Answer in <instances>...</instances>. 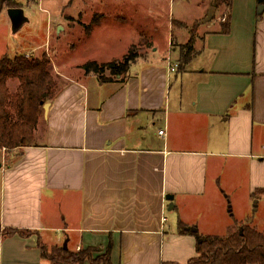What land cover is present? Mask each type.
I'll use <instances>...</instances> for the list:
<instances>
[{
  "label": "crops",
  "instance_id": "1",
  "mask_svg": "<svg viewBox=\"0 0 264 264\" xmlns=\"http://www.w3.org/2000/svg\"><path fill=\"white\" fill-rule=\"evenodd\" d=\"M49 3L40 1L44 10ZM259 5L233 0L228 33L225 19L217 28L202 24L193 36L192 61L181 63L179 72L169 68L177 51L173 39L167 56L154 49L139 57L124 81H104L82 64L71 69L83 75L68 72L56 61L60 89L39 122L35 144L0 148V226L32 231L0 234V264H54L41 246L64 245L65 236L71 251L111 243L113 264H188L199 255L198 238L181 232L180 223L189 225L186 216L168 211L182 204L198 209L221 193L233 199L264 194ZM95 13L88 37L105 27L106 15ZM63 17L49 24L50 39ZM131 46L122 55L103 50L84 62L123 58ZM188 89L192 95H185ZM168 195L175 197L173 209Z\"/></svg>",
  "mask_w": 264,
  "mask_h": 264
},
{
  "label": "rangeland",
  "instance_id": "2",
  "mask_svg": "<svg viewBox=\"0 0 264 264\" xmlns=\"http://www.w3.org/2000/svg\"><path fill=\"white\" fill-rule=\"evenodd\" d=\"M18 1L23 4V17L26 14V19L28 17L30 21L27 20L21 27L22 17L16 24L9 10L0 12V59L5 54L27 55L28 52L30 55L27 57L34 58L45 54L52 60L54 75H56V61L59 65H63L66 71H77L78 74L83 75V70L71 69V67L85 64L84 60L94 55H101L103 50L116 51L117 54L122 55L131 44L137 45L138 48L141 45L142 56L151 53L154 49L158 50L156 54L167 56L170 50L169 41L172 39V45L177 51H173L172 56L167 58L169 65L176 66L179 72L182 63V46L180 48L179 42L191 39L213 8L212 5L209 6L212 0H101L102 2L51 0L44 10L45 5H40L41 0H31L29 7L27 0ZM89 1L94 3L92 7H86ZM21 4H18L20 8ZM62 12L64 15L62 28L57 30V26L54 25L50 39L47 34L49 24L53 20L57 21ZM98 12L106 15L105 27L93 37H88L85 35L83 25L91 24L93 13ZM229 12L228 7L222 6L211 21V25L219 27L220 21L228 18ZM33 50L36 51L32 52ZM197 60L200 62V58ZM196 65L195 62L194 66ZM106 77H109V72ZM8 86L13 92L17 89L18 81H9ZM185 95H192V92L188 89ZM211 198L210 201L198 203V209L182 204L179 210L175 208L168 211V215L173 214L177 218L181 215L186 216L189 221V225L186 226L191 229L198 228L202 236H228L247 226L264 232L263 193L239 195L234 199L221 193L220 196ZM64 235L63 232L62 236ZM67 239L65 236L64 244ZM73 247L74 245H70V249H74ZM107 248L108 245H100L82 250L90 251L95 264H103L106 260ZM79 251L74 250V252Z\"/></svg>",
  "mask_w": 264,
  "mask_h": 264
},
{
  "label": "trees",
  "instance_id": "3",
  "mask_svg": "<svg viewBox=\"0 0 264 264\" xmlns=\"http://www.w3.org/2000/svg\"><path fill=\"white\" fill-rule=\"evenodd\" d=\"M264 4V0H258ZM233 0H212V6L232 7ZM17 0H0V12L5 8H20ZM98 18L99 15H97ZM98 22L94 18L86 26L90 34ZM223 32L228 33L231 25V15L223 22ZM141 45L133 44L122 60L114 59L106 63L88 61L81 66L87 74H97L104 81H112L118 76L124 81L127 78L131 64L141 57ZM195 54L194 37L182 47V65L192 61ZM109 72V77L106 73ZM18 81L17 89L11 92L9 81ZM60 79L53 73V64L48 55L27 57L25 54H5L0 59V148L15 150L35 144V133L41 118L44 116V105L51 101L60 89ZM182 233H192L198 238V256L188 264H264V232L251 227H242L239 231L228 236L206 235L193 232L184 223H180ZM0 234L11 236L20 234L28 236L32 231L19 229H3ZM42 256L54 264H84L92 260L89 250L74 252L64 245L48 249L42 245ZM110 243L107 248L106 260L103 264H113L111 261ZM176 264V263H164Z\"/></svg>",
  "mask_w": 264,
  "mask_h": 264
},
{
  "label": "water",
  "instance_id": "4",
  "mask_svg": "<svg viewBox=\"0 0 264 264\" xmlns=\"http://www.w3.org/2000/svg\"><path fill=\"white\" fill-rule=\"evenodd\" d=\"M216 8L213 7L210 12H209V15L207 18H205L201 24H205V23H208V22H211L214 17L216 16ZM23 9L22 8H10L9 9V14L10 16L13 18V20L16 22V24H18V22L20 21V18L22 17L23 19V23L21 25V27H23V25L26 23L27 19L26 17L24 16L23 17ZM264 14V4H261L259 5L258 7V15H259V19H261V16ZM49 107H50V102H47L45 105H44V109L45 111L47 112L49 110ZM167 200L170 201V207L169 209H173L175 207V204H174V196L173 195H168L167 197ZM193 232H199L198 231V228H195V229H192ZM65 248L67 249L68 248V241L65 242L64 244Z\"/></svg>",
  "mask_w": 264,
  "mask_h": 264
},
{
  "label": "built area",
  "instance_id": "5",
  "mask_svg": "<svg viewBox=\"0 0 264 264\" xmlns=\"http://www.w3.org/2000/svg\"><path fill=\"white\" fill-rule=\"evenodd\" d=\"M170 71H171V72H175V71H177V67L174 66V65H172V64H170ZM160 134H161V135L165 134V131H164V130H161V131H160Z\"/></svg>",
  "mask_w": 264,
  "mask_h": 264
}]
</instances>
